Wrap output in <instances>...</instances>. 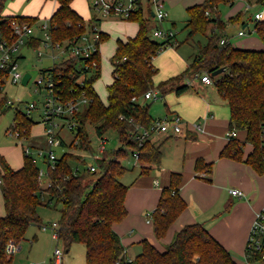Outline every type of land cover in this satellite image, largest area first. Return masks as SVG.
I'll list each match as a JSON object with an SVG mask.
<instances>
[{"label": "trees", "instance_id": "trees-1", "mask_svg": "<svg viewBox=\"0 0 264 264\" xmlns=\"http://www.w3.org/2000/svg\"><path fill=\"white\" fill-rule=\"evenodd\" d=\"M7 1L0 0V32L5 38H10L13 21L35 23L36 19L3 16ZM56 1L59 8L51 18L54 39L78 40L88 32L85 19L72 7L74 0ZM233 2L205 0L187 10L186 41L197 36H205L207 41L204 45L199 44L198 52L184 74L158 85L154 82L157 69L153 60L167 49L169 43L151 38L154 25L146 17L144 9L128 20L138 23L137 35L127 42L119 41L111 59L114 81L108 87L107 103L102 101L94 88L101 76L100 54L95 57L100 64L96 70H80L79 65L83 61L76 58L66 59L51 70L60 80L61 94L66 100L78 99L84 92L92 100L76 116L80 149L93 150L88 126L93 127L99 137L106 136L110 131L116 132L120 143L118 149H108L98 159L96 175L84 174L65 180L71 174L72 164L82 157L69 152L63 154L57 170L52 173L55 186L46 193L56 199L55 206L51 208L61 207L58 220L60 238L67 252L73 244H83L86 264H240L201 223L185 226L164 253L145 241L142 254L134 260L126 258L121 238L114 230V225L121 223L128 215L126 198L130 186L122 181L128 171L123 160L138 153L140 176L149 175L162 164L161 146L151 139L140 146L131 139L137 124L149 128L154 122L150 106L143 103V98L147 92L155 89L162 94L174 90L182 94L188 89V85H183L187 76L208 73L220 96L227 102L232 128L247 132L244 142L232 138L221 156L243 161V147L251 144L254 150L245 162L259 174H264V51L243 50L229 43L221 44L227 38L228 24L242 23V15L228 22L220 18L218 7ZM257 3L264 5V0H257ZM255 29L264 42V21H258ZM107 40L108 35L102 33V43ZM34 45L39 46L40 41L37 40ZM221 68H226V71L213 76ZM42 72H50V69ZM134 98L137 101H133ZM121 116L124 120L120 119ZM35 124L25 113L17 111L9 130L17 129L22 137L28 139ZM196 169L198 172H210L212 165L199 159ZM38 174L39 165L32 156L25 155L23 167L15 170L0 155V188L6 211V215L0 217V264H13L14 257L7 253L8 245L21 244L31 226L42 225L39 208L49 206L43 201ZM182 179L180 174H172L170 186L163 190L158 207L151 215L158 239L166 236L187 207L179 194ZM196 256L198 258L194 260ZM250 262L264 264L259 253L254 254Z\"/></svg>", "mask_w": 264, "mask_h": 264}, {"label": "crops", "instance_id": "crops-1", "mask_svg": "<svg viewBox=\"0 0 264 264\" xmlns=\"http://www.w3.org/2000/svg\"><path fill=\"white\" fill-rule=\"evenodd\" d=\"M204 1L166 0L165 5L170 20L168 18L165 24L171 26L167 29L172 30V27L180 21L185 20L187 24V10ZM72 7L85 19V23H93L95 15L90 7V1L74 0ZM259 7L260 9L255 10L247 19L248 13ZM58 8L59 3L56 0H9L6 2L2 15L36 19L35 23H32L38 30L35 31L33 40L35 44L37 40H40L38 39L41 33L40 26L43 22L49 21ZM143 9L146 17L150 19L152 25H155L151 7L144 5ZM218 12L224 22L242 15V23L237 24L239 25L237 34H232L229 28L231 23L228 24L229 31L225 39L227 43L238 49L264 51V42L255 29L258 22L255 19L256 14L261 13L263 16L260 21H264L263 4L257 3V0H234L232 4L220 5ZM117 19H104L98 25L99 30L108 35V40L100 46L101 70L103 46L110 42L108 45H113L112 50L115 51V55L118 42H127L139 31L138 23ZM244 23L245 25H242ZM241 31H244L245 35L240 36ZM180 47L176 37L172 46L154 58L153 65L157 69L154 77L155 85L184 74L192 63L196 54L186 56L184 53L183 55ZM22 56L25 58L24 55ZM112 70L114 71V68ZM194 75L186 77L183 85H187V80L191 82V85H188V89L182 94H178L177 90L162 94L156 89L160 92L161 98L155 102L161 103L164 108L162 115L158 117L150 110L152 118L156 121L165 117L179 116L184 123V132L180 136L161 134L151 139L162 148V164L147 176L139 175L129 189L126 198L128 215L121 223L114 225V230L121 238L128 260H134L142 254L145 241L164 253L176 234L185 226L201 223L214 239L230 252L235 261L240 263L241 259H245L250 232L256 216L264 209V174H259L245 162L254 147L251 144L243 147V161L221 156L223 150L230 144L229 132L234 129L230 119V110L227 102L220 96L214 80L208 85L199 79H194ZM113 81L114 75L109 86ZM148 101L143 100V103L148 104ZM148 105L151 108V104ZM39 125L44 135V127ZM194 125H200L201 130H196ZM236 133V139L241 142L246 140L245 130L236 129ZM20 144L21 152L0 148V155L4 156L15 170L21 169L24 164L25 146ZM199 159L211 164L212 170L198 172L196 163ZM172 174H180L183 178L179 194L187 207L170 227L166 236L158 239L154 233L153 220L148 221V216L152 215L158 207L163 190L170 186ZM232 189L241 191L243 196L231 195L230 190ZM5 215L4 199L0 188V217ZM35 242L37 238L31 241V246ZM52 252L47 258L42 259V263H50ZM16 256L18 254L14 257Z\"/></svg>", "mask_w": 264, "mask_h": 264}, {"label": "built area", "instance_id": "built-area-1", "mask_svg": "<svg viewBox=\"0 0 264 264\" xmlns=\"http://www.w3.org/2000/svg\"><path fill=\"white\" fill-rule=\"evenodd\" d=\"M166 0H90V7L95 15L93 23H85L88 27V32L83 34L76 41H56L53 37V28L51 19L43 22L40 26L43 32V40H39L40 44H44L46 48L52 50L53 61L62 58L59 63L54 64L50 68V72H43L44 75L38 79L35 90L38 94H44L45 99L42 108V121L44 127V135L47 137L48 151L45 152L38 146H25L24 154L32 156V148L36 149L40 158H42L44 166L39 167V186L41 187L44 197L43 201L49 206L54 207L56 199L52 196L46 195L48 190L55 186V180L52 175L59 166V160L65 153H75L81 155V159L72 164L71 174L65 177V180L72 177H80L84 174L96 175L98 171V159L109 149V138L106 136L99 137L97 151L81 150V140L77 137L78 122L76 120L79 114L92 100L84 92L82 97L78 99L66 100L61 94L60 80L57 75L53 73L56 66L61 64L66 59L76 58L82 60L79 69H99L100 64L95 59L97 54H100V46L102 45V32L99 30V22L104 19L118 18L128 21L134 14L143 9L144 5L151 7L155 20V25L151 30V38L158 41L168 42V47L172 46L173 40L176 38V32L168 30L164 27V23L169 16L165 5ZM262 14H256V21L262 19ZM35 25L29 22L13 21L11 24L10 38H5L0 32V114L5 110L13 109L15 112L21 111L32 119V112L37 109V103L23 102L21 99H8L5 93V87L8 83L12 85L22 84L24 73L20 70V61L23 58L22 51L24 48H33L38 51L39 46H35L33 40L35 39ZM245 35L244 31L240 32V36ZM221 44H227L225 40ZM164 51V50H163ZM162 51V52H163ZM38 55L42 57V52ZM194 79H199L206 84H212V78L208 73H197L193 76ZM31 80V78H30ZM28 81V83L30 82ZM27 83V85H28ZM187 85H191L189 80ZM25 85V86H27ZM5 93V94H4ZM161 98L160 92L151 90L144 96V100H159ZM133 101H137L136 98ZM23 107V108H21ZM124 120V117H120ZM132 123L133 120H130ZM196 130H201L200 125H194ZM184 132V123L179 116L165 117L153 122L149 128L137 124L135 132L131 139L138 142L140 146L144 145L146 141L152 139L156 135H175L180 136ZM66 134L71 136L68 141ZM10 135L15 136L19 141L26 140L21 136L19 130H10ZM237 135L236 128L229 132V138H235ZM57 150L61 151L60 154ZM139 154L134 153V158L137 160ZM61 191V188L58 187ZM230 194L235 197H242L243 193L237 189L230 190ZM148 221H152V216H148ZM45 231H50L52 240L57 243L52 252L49 264H65V257L67 250L60 238L59 222H52L41 225ZM22 250L21 244L10 243L7 248V253L10 257H14ZM261 254L264 260V209L260 211L254 224L252 226L244 264H252L251 257L254 254ZM30 264H46L32 262Z\"/></svg>", "mask_w": 264, "mask_h": 264}, {"label": "rangeland", "instance_id": "rangeland-1", "mask_svg": "<svg viewBox=\"0 0 264 264\" xmlns=\"http://www.w3.org/2000/svg\"><path fill=\"white\" fill-rule=\"evenodd\" d=\"M260 9L256 8L253 9L247 15V19L252 16L255 10ZM167 10V9H166ZM169 13V12H168ZM187 18V16H185ZM169 18V17H168ZM167 18V19H168ZM166 19V20H167ZM118 20V19H117ZM170 20V18H169ZM167 22V21H165ZM113 23H115L113 21ZM115 25V24H113ZM164 27L170 28L168 24L164 23ZM173 31L177 34V39L181 45L180 52L184 55V53L189 56L192 54H197L199 44L204 45L207 41L205 36H197L190 41H186L188 39V31L186 30V23L184 21L177 22L175 27H172ZM230 31L233 35L237 34L239 31V25L237 24H230L229 25ZM36 29V28H35ZM38 31V30H36ZM229 30L227 29V32ZM209 34V33H208ZM37 36V34H36ZM38 39L43 40V32L40 33ZM106 42V41H105ZM110 42L106 43L103 46V62H102V70L100 78L95 82V89L98 92L100 98L105 103L108 101L107 97V87L110 84V81L113 80V65L111 58L114 55V50H112V44L108 45ZM38 51H35L33 48L23 49L22 53L25 58L21 59L20 61V70L21 72L30 73L31 80L27 86L23 84L12 85L8 83L5 87V93L8 99L16 100L21 99L23 102L37 103V109L32 112V119L35 123H40L42 121V108L43 102L45 99L44 94H38L35 92L37 88V81L44 75L41 70H48L54 67V64L59 63L61 59L57 60L56 62L53 61L52 58V50L46 48L44 44H40ZM42 52V57L38 55V52ZM102 51V50H101ZM221 76L217 77L219 79ZM156 90V89H155ZM4 93V94H5ZM148 104H151L150 110L153 113H156L157 117L162 115L164 106L161 103L155 102L153 100H149ZM23 108V107H21ZM15 116V110L9 109L5 110L2 114H0V148H8L10 150H19L22 151V143L24 146L31 145V146H38L40 149H43L47 152L48 145H47V137L42 134V128L39 124H35L32 128L31 135L28 139H24L23 141H19L15 136L10 135V127L13 124ZM88 133L91 136L92 140V147L94 151H97L98 148V139L95 137L96 133L94 128L91 126L87 127ZM106 137L109 138V149L116 150L120 147V143L118 140V136L116 132L110 131ZM66 138L68 141L71 139V136L66 134ZM57 153L60 154L61 151L57 150ZM32 157L36 159L37 164L39 167H43L44 163L42 158L38 155L36 149L32 148ZM123 165L128 168V171L123 176L122 181L128 185L132 186L133 182L136 178L139 177L141 168L138 161L132 156L129 155L126 159L123 160ZM60 208L54 209L47 206H42L39 208V216L42 220V225L49 224L52 222H57L60 218ZM37 238V242L33 246H31V241ZM23 249L18 253V256L14 257L15 260L13 264H29L32 261L42 263V259L47 258L49 253L53 251L57 245L55 241L52 240V234L50 231H45L42 227L37 225H33L27 232L26 239L24 242L21 243ZM198 256L194 258L197 260ZM66 264H86V248L83 244L77 243L73 244L69 252L66 253ZM245 259L240 260V264H244Z\"/></svg>", "mask_w": 264, "mask_h": 264}, {"label": "water", "instance_id": "water-1", "mask_svg": "<svg viewBox=\"0 0 264 264\" xmlns=\"http://www.w3.org/2000/svg\"><path fill=\"white\" fill-rule=\"evenodd\" d=\"M225 71H226V68H221V69L215 71V72L213 73V76H218V75H220L221 73H223V72H225ZM30 78H31V74H30V73H26V74L24 75V78H23L22 84H23L24 86L27 85V83H28V81L30 80Z\"/></svg>", "mask_w": 264, "mask_h": 264}]
</instances>
